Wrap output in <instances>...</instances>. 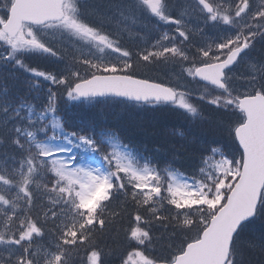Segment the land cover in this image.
Listing matches in <instances>:
<instances>
[{
	"label": "snow or ice",
	"instance_id": "obj_1",
	"mask_svg": "<svg viewBox=\"0 0 264 264\" xmlns=\"http://www.w3.org/2000/svg\"><path fill=\"white\" fill-rule=\"evenodd\" d=\"M0 264H264V0H0Z\"/></svg>",
	"mask_w": 264,
	"mask_h": 264
},
{
	"label": "trees",
	"instance_id": "obj_2",
	"mask_svg": "<svg viewBox=\"0 0 264 264\" xmlns=\"http://www.w3.org/2000/svg\"><path fill=\"white\" fill-rule=\"evenodd\" d=\"M67 111L72 117H91L100 124L119 126L126 131L128 136L145 142L149 147L161 139V133L170 132L173 127L182 123L179 118L167 110L146 111L139 106L125 108L122 105H101L92 108L85 104L73 108L68 105Z\"/></svg>",
	"mask_w": 264,
	"mask_h": 264
}]
</instances>
